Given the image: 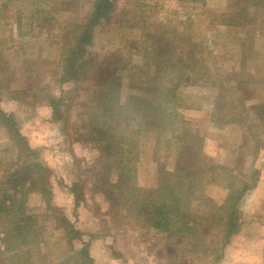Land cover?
<instances>
[{"label":"rangeland","instance_id":"rangeland-1","mask_svg":"<svg viewBox=\"0 0 264 264\" xmlns=\"http://www.w3.org/2000/svg\"><path fill=\"white\" fill-rule=\"evenodd\" d=\"M113 1L109 20L89 29L90 44L84 47L91 71L80 75L81 82L61 81L60 53L74 24L84 21L87 0H9L0 10V111L25 138L31 160L47 170L51 194L46 198L39 184L26 183V211L36 217L44 241L10 254L4 242L8 227L0 220V264L76 258L72 250L81 243L70 247L65 231L57 228L60 223L47 217L46 204L89 242L94 264H264V122L258 114L264 110V10L252 12L254 25L236 28L226 25L234 14L240 17L236 0ZM170 63L175 64L171 70L165 65ZM101 75L119 82L118 103L128 121L120 120L115 138L134 133V143L124 152L132 161L134 185L152 191L164 179L162 173H198L197 183L190 182L189 213L203 224L220 213L229 179L225 170L246 183L237 234L221 250L210 243L212 234L197 245L160 235L133 219L112 222L94 187L100 152L79 128ZM53 99L58 102L54 115ZM215 100L224 108L219 115ZM1 121L0 177L25 158H16ZM73 184L77 205L69 192Z\"/></svg>","mask_w":264,"mask_h":264},{"label":"trees","instance_id":"trees-1","mask_svg":"<svg viewBox=\"0 0 264 264\" xmlns=\"http://www.w3.org/2000/svg\"><path fill=\"white\" fill-rule=\"evenodd\" d=\"M0 1V10H5L6 3L9 0ZM52 1L62 2L67 0ZM87 1L89 2V9L83 19L84 21L74 24L72 32L68 36V41L62 45L60 58L63 59L64 64L61 65V81L63 79L67 80L66 82L80 81V75L91 71L92 58L85 55V49L90 44L89 29L93 25L109 20L112 11L115 9L113 0ZM235 8L238 11L236 15L240 17L234 19V14L231 18L233 20L226 23V25L236 28L247 27L255 24L254 18L251 17L252 12H256L258 9L264 10V0H236ZM45 21L50 22V19ZM82 52L83 54H81ZM165 65L170 68L169 70L175 66L174 63ZM96 71L102 73L100 68ZM97 72L90 73L95 75ZM97 82L94 92L87 100L90 105L87 110V119L82 120V125L79 128L82 130V137L84 139L87 137L100 152V164L102 166L101 171L95 175L97 183L94 187L96 193L101 195L102 200L107 204V211L110 213L112 222L117 225L121 221L129 222L133 219L136 224L154 230L160 235L167 234L177 240L194 241L196 244L198 243L197 245H203L205 241L203 235L209 236L212 234L213 239L209 240L210 243H215V247L221 250L228 243V239L237 234L238 230L235 229L238 226L237 209L243 193L249 190L245 186L246 183L240 182L229 169H224L229 178L227 185L224 187L226 189L225 200L219 207L220 213L215 212L210 218H206L208 220L206 222L204 219L203 224L197 223V218L189 213L190 205L193 202L191 197L194 194H191V196L190 193L188 194L190 187L193 186L190 182L193 179L197 183V178L200 176L198 173L191 172L189 174L185 172V176L177 175L175 172L171 174L162 173L164 179L160 180V185L152 191L134 185V182L132 183L134 171L130 166L132 161L128 156H124L125 150H128L134 143V139H132L134 133L130 130L129 134L125 136L123 132H120L117 134L119 136L118 140L115 138L120 120L126 119L128 121L118 103L119 82L116 78L110 77L107 79L104 75L99 76ZM157 93L162 94L163 91L159 89ZM171 93H173L172 90ZM171 100H173L172 97ZM214 102H216L215 113L219 115L224 111V108L218 100ZM57 103L55 99L52 100L53 115L56 113L54 104ZM235 112H242V110L235 109ZM258 114L264 122V110H260ZM0 118L2 120L1 125L4 127L8 138L14 142L15 149L18 152L16 158H20L22 155L25 156L15 168L10 167L12 170H3L0 177V220H2L3 225L8 227L4 231L5 251L14 254L15 250L21 249L23 246L39 245L44 241L41 236L42 228L35 224L36 217L26 211L25 204L29 190V188H25L26 183L32 186L39 184L40 190L43 192L42 195L46 198L51 196L50 183L47 179V170L39 163L31 160L30 154L32 155L33 152L25 138L15 128L12 119L1 111ZM181 148L180 150L183 152L184 148ZM109 159H115V162H108ZM134 159L135 156L133 161ZM90 171L94 172L93 169ZM108 172L110 175L107 174ZM251 175L255 182L257 172H253ZM185 182H189V184ZM71 187L69 192L74 197L77 205L79 201L77 186L73 184ZM45 210L48 213L47 217H53L56 222L60 223L57 228L62 227L65 231V239H67L69 245L75 241L81 243L79 250H72L76 258L72 259L69 255L61 261L54 262V264H94L88 254L89 242L82 240V235L73 227L72 222L50 204H46ZM1 216L5 217L2 219ZM20 253H22V250H20ZM26 253L30 254L29 252ZM33 259L34 262H37L36 257Z\"/></svg>","mask_w":264,"mask_h":264},{"label":"crops","instance_id":"crops-1","mask_svg":"<svg viewBox=\"0 0 264 264\" xmlns=\"http://www.w3.org/2000/svg\"><path fill=\"white\" fill-rule=\"evenodd\" d=\"M238 237V236H237Z\"/></svg>","mask_w":264,"mask_h":264}]
</instances>
